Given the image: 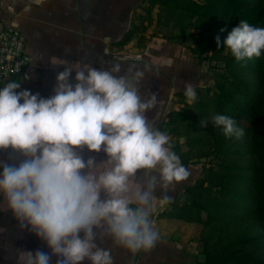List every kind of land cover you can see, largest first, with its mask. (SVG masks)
Returning <instances> with one entry per match:
<instances>
[{"label": "clouds", "instance_id": "1", "mask_svg": "<svg viewBox=\"0 0 264 264\" xmlns=\"http://www.w3.org/2000/svg\"><path fill=\"white\" fill-rule=\"evenodd\" d=\"M216 43L221 47L219 36ZM223 43L238 63L259 58L264 27L240 20ZM50 63L64 71L47 98L21 90L23 80L0 88V151L8 152L0 160V213L47 248L12 246L10 256L15 264H114L113 247L133 256L152 250L160 235L154 217L169 204L168 189L190 175L169 132L149 118L158 95L142 91L144 73L133 67L69 65L57 56ZM183 95L197 99L190 84ZM212 124L227 138L244 134L229 115H214ZM85 150L106 158L85 160ZM16 155L19 163H9ZM8 232L0 225V236Z\"/></svg>", "mask_w": 264, "mask_h": 264}, {"label": "trees", "instance_id": "2", "mask_svg": "<svg viewBox=\"0 0 264 264\" xmlns=\"http://www.w3.org/2000/svg\"><path fill=\"white\" fill-rule=\"evenodd\" d=\"M139 10L114 46L144 43L154 23V35L182 38L198 57L217 22L237 27L247 20L264 27V0H143ZM220 70L212 85L195 88V101L176 92L175 102L185 108L171 110L158 126L169 132L182 163L202 170L159 218L200 226L202 264H264V54L239 63L230 55ZM216 114L234 117L243 136L227 138L222 129L201 126Z\"/></svg>", "mask_w": 264, "mask_h": 264}, {"label": "crops", "instance_id": "3", "mask_svg": "<svg viewBox=\"0 0 264 264\" xmlns=\"http://www.w3.org/2000/svg\"><path fill=\"white\" fill-rule=\"evenodd\" d=\"M141 6L143 0H41L39 3L37 0H0V28L19 29L26 36L28 54L32 58L31 64L19 78L23 80L21 90L28 89L44 98L53 94L57 73L64 71V67L53 68L50 63L52 56L68 61L69 65L81 60L96 68L110 67L117 63L115 56L118 53H127L125 51L129 46L138 45V41L134 40L125 47L114 46L131 28ZM154 14L153 18L157 19L158 10ZM149 33L150 30H147L144 34L147 39H151ZM74 78L73 71V82ZM171 110L174 109L167 111L164 103L160 111L154 112L153 116L151 113L148 115L159 126ZM96 156L98 160L106 158L104 153ZM190 185L180 191L175 189V192L167 193L171 198L169 204L176 201ZM157 195L162 196L163 192L158 189ZM169 204L160 207L154 217L160 234L156 246L135 256L124 249L113 247L114 264L204 262V256L199 255L198 224L159 218ZM85 264L88 262L85 261Z\"/></svg>", "mask_w": 264, "mask_h": 264}, {"label": "rangeland", "instance_id": "4", "mask_svg": "<svg viewBox=\"0 0 264 264\" xmlns=\"http://www.w3.org/2000/svg\"><path fill=\"white\" fill-rule=\"evenodd\" d=\"M154 25L153 23L148 28L151 39H147L144 43L138 42V45L129 46L125 51L127 53H118L115 56L118 60L117 63L122 64V68L125 70L133 67L135 70L144 73V78L141 82L142 91L146 93L150 89L158 95V100L160 101L154 110L155 113L161 110L164 103H166L167 111L177 108L184 109L185 107L176 103L175 100L173 101V90L184 91L186 84H190L194 88L212 85L213 77L221 72L220 69L224 66L225 59L231 55L229 51L225 50L223 42L235 27L223 22H217L216 30L205 40L204 46L199 49L201 55L197 57L189 50L190 42L184 44L182 38L167 40L162 35H154ZM187 33L195 34L196 31H189ZM217 36L220 37L221 41V47L219 48L216 43ZM146 48L149 49L145 51ZM154 112L151 113L152 116ZM211 122L210 124L208 123L206 128L213 125ZM215 129L219 130L220 128L215 127ZM82 155L85 160L89 156H96L95 153L85 151ZM20 159L22 157L16 155L13 160L8 162L19 163ZM0 160H8V152L0 151ZM187 169L190 173L189 177L183 182L170 186L168 193L175 192V189L180 191L185 186L193 184L201 175V166L198 164L188 166ZM177 194L178 192L176 196ZM0 225L9 229L7 234L0 236V264H15V260L10 256L9 252L12 246L26 248L31 251H35L38 248L47 251L46 246L35 236L27 232L19 235L15 231L16 221L12 219L10 213L7 215L0 213ZM259 229L264 232L263 225H259Z\"/></svg>", "mask_w": 264, "mask_h": 264}, {"label": "built area", "instance_id": "5", "mask_svg": "<svg viewBox=\"0 0 264 264\" xmlns=\"http://www.w3.org/2000/svg\"><path fill=\"white\" fill-rule=\"evenodd\" d=\"M31 61L26 36L16 28H0V88L10 79L19 80Z\"/></svg>", "mask_w": 264, "mask_h": 264}]
</instances>
